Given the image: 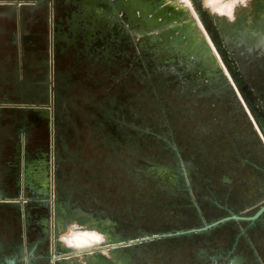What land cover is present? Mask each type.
<instances>
[{"label": "rangeland", "instance_id": "1", "mask_svg": "<svg viewBox=\"0 0 264 264\" xmlns=\"http://www.w3.org/2000/svg\"><path fill=\"white\" fill-rule=\"evenodd\" d=\"M247 1L242 4L239 0L229 16L208 0H200L214 20L220 21L229 48L238 55L256 37H264L247 38L235 31L241 25L257 23L264 35V0ZM8 16L0 18V37L17 38L15 29L20 23ZM179 42L180 52L189 56L192 51L186 42ZM43 54L34 56L32 66L28 65L30 58L18 51L0 56L1 63L10 66L2 77L22 79L19 88H1L5 98L0 106L53 104V123L48 128L53 129V163H57L70 201L83 204L87 211L82 216L70 213L59 223L62 249H83L66 254L65 259L72 261L67 264H211L213 257L219 261L234 252L244 255V264H264V216L252 224L233 220L210 230L108 246L200 225L226 208L253 210L264 200V134L253 124L251 109L245 100V106L242 104L236 90H232L235 99L227 98L229 92L207 66L208 58H202L203 70L188 72L187 81L178 83L175 75L151 69L132 49L116 59L95 61L94 71L89 73L95 55L81 63L57 58L53 68L56 58ZM238 63L244 71L252 66L242 55ZM249 73L258 82L253 97L264 112V76ZM45 77H50L47 87L31 93L27 88L30 80ZM50 85H57L56 93L52 94ZM210 163L223 167L245 163L240 171L249 189L230 193V187L216 184L213 177L223 168L203 167ZM82 231H97L103 239L82 246L72 244V233Z\"/></svg>", "mask_w": 264, "mask_h": 264}, {"label": "flooded vegetation", "instance_id": "2", "mask_svg": "<svg viewBox=\"0 0 264 264\" xmlns=\"http://www.w3.org/2000/svg\"><path fill=\"white\" fill-rule=\"evenodd\" d=\"M40 1L50 4L54 10L50 23L53 33L51 38L48 35L47 47H41L39 42L41 49L23 48V53L30 58L28 65L32 66L35 62L34 56L41 52H44L43 56L47 57V54L51 53L56 58L52 62L53 68L57 58L81 63L83 59L95 55L88 66L89 73L94 71L95 61L104 60L106 57L116 59L118 54L132 49L136 50L154 71L175 75L178 83H185L188 72L197 74L203 70L201 62L202 58L206 57L209 59L207 66L220 77L218 82L229 92L227 98L235 99L236 93L232 90H236L241 102L245 100L251 109L253 124L256 123L264 134V112L258 108L253 97V86L256 87L258 82L251 78L249 73L250 70L255 71L257 77L264 76V37H256L250 46L245 45L246 48L244 47V52L240 55L244 56L249 64L252 63V66L248 71H244L238 63L240 55L229 48V37L220 31V21L214 20L213 15L200 5V0H190V7H183L172 0ZM87 8L94 13V19L86 17L89 15ZM198 24L206 33L205 38H197ZM235 31L245 34L247 38L254 35L264 36L260 29L258 30L257 23L241 25ZM179 39H183L186 47L192 51L189 56L180 52ZM15 44L17 43L14 38L7 37L4 50H0L1 55H14L19 51ZM29 51H32V54H28ZM9 70L10 66H5L0 61V91L5 85L11 88L22 86V79H4L5 72L9 73ZM48 81L50 77H45L44 80H30L27 88L31 93H36L41 87H47ZM50 87L52 94L56 93L57 85ZM45 94H48L47 88ZM31 97L34 99V95L31 94ZM3 98L5 97L0 94V100ZM242 104L244 105V102ZM51 106L28 105L22 102L15 106H0V264L72 262L66 260L65 255L74 251L65 252L60 245L57 231L59 223L70 213L75 212L82 216L87 211L83 204L70 201L61 185L57 163H53V129L52 132L48 130L54 117ZM35 107H47V110ZM21 110L26 113L21 115ZM244 164L241 163L239 167H223L210 163L203 167H222L218 175L213 177L215 183L230 187L227 190L229 192H244L249 189L247 180L241 176L240 168L246 167ZM208 180L212 181L211 178ZM263 202L264 200L253 210L226 208L217 216L203 219L200 225L230 213L252 214ZM192 204L197 206L194 199ZM263 216L264 211L254 220L231 218L205 230L233 220L252 224ZM184 228L187 227L169 230ZM92 232H77L79 235L75 236L79 237L72 244L82 246L103 239L92 237ZM235 258H238V264H244L245 257L241 252L228 253L219 261L213 257L211 264L229 262Z\"/></svg>", "mask_w": 264, "mask_h": 264}, {"label": "crops", "instance_id": "3", "mask_svg": "<svg viewBox=\"0 0 264 264\" xmlns=\"http://www.w3.org/2000/svg\"><path fill=\"white\" fill-rule=\"evenodd\" d=\"M2 10L5 11L0 12V18L9 17L8 15L10 14L13 15L17 24L20 23L15 29L18 37L14 38L17 43L15 46L19 49L18 52H20V54L25 53L22 51L24 47L29 50H31V47L32 49L35 48V50L41 49V47H47L46 40H48V35L49 38H51L53 33V27L49 29L47 25L48 19L51 23L50 16H54L53 8L50 4L40 0H3L0 2V11ZM93 16L94 13L92 14V12H90L86 17L94 19ZM23 24L24 26L22 27ZM0 39L2 42V45H0L1 48L5 46L7 38L3 39L0 37ZM39 42L42 45H40L41 47L39 46ZM27 53L32 54V51ZM1 119L0 115V121Z\"/></svg>", "mask_w": 264, "mask_h": 264}, {"label": "water", "instance_id": "4", "mask_svg": "<svg viewBox=\"0 0 264 264\" xmlns=\"http://www.w3.org/2000/svg\"><path fill=\"white\" fill-rule=\"evenodd\" d=\"M87 10H88V13L90 14L91 9L87 8ZM226 75H227V73H226ZM35 108L47 110V107H35ZM262 129L264 131V127ZM263 211H264V202L252 214L243 215V214H238V213H230V214L218 217V218H216L210 222L204 223L200 226H193V227H187L184 229L169 230V231H164V232L145 234V235H142L139 237L129 238V239L122 241V242L110 243V244H108V246L109 247H116L117 245L122 244V243L132 244V243H136L139 241L153 239V238H157V237H161V236H168V235L180 234V233H185V232L205 230L209 227H212V226H214L220 222H223V221L231 219V218L254 220L255 218L259 217ZM81 251H83V249L76 250V251H74V253H79ZM54 257H56V255H54ZM238 263H239L238 258L237 259L235 258V259H231L229 262H222L221 264H238Z\"/></svg>", "mask_w": 264, "mask_h": 264}, {"label": "bare ground", "instance_id": "5", "mask_svg": "<svg viewBox=\"0 0 264 264\" xmlns=\"http://www.w3.org/2000/svg\"><path fill=\"white\" fill-rule=\"evenodd\" d=\"M169 1V0H168ZM178 4H180L183 7H190V0H172ZM239 0H235L234 2L231 3H222L220 2V0H208L209 4H211L218 12H226L229 16H231L233 14L235 5L238 3ZM242 4H246L248 1L247 0H241ZM171 3V2H170ZM172 5V4H171ZM183 10V9H182ZM190 13V12H189ZM193 14V13H192ZM190 15V14H189ZM192 15H190L191 17ZM188 17V16H187ZM186 18V17H185ZM189 19V18H188ZM195 20V19H194ZM186 21V20H185ZM201 24V23H200ZM198 24L196 25V30L198 33L197 38H205L206 33L204 32V30L202 29V26ZM187 30V29H186ZM208 43V42H207ZM203 46V45H202ZM198 49V48H197ZM216 52V51H215ZM213 53V51H212ZM217 55V53H216ZM218 56V55H217ZM42 158V157H41ZM39 174V173H38ZM31 177V176H30ZM35 178V177H34ZM46 178V177H45ZM32 179V178H31ZM37 179V178H36ZM78 233H72L69 241L71 243H73L75 241V239H77L79 236H75ZM92 237H99V238H103V235L97 231H93L92 233H90ZM79 235V234H78Z\"/></svg>", "mask_w": 264, "mask_h": 264}]
</instances>
